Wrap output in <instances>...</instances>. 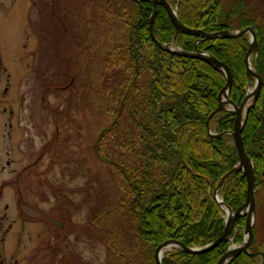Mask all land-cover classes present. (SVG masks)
Listing matches in <instances>:
<instances>
[{"label":"trees","instance_id":"obj_1","mask_svg":"<svg viewBox=\"0 0 264 264\" xmlns=\"http://www.w3.org/2000/svg\"><path fill=\"white\" fill-rule=\"evenodd\" d=\"M61 1L45 2L50 17L39 13V31L59 37L67 32V24L72 21L71 32L82 36L81 30L75 31L80 25L65 20L56 8H65ZM114 1L106 3L110 5ZM116 1L123 4L122 0ZM126 1L130 6H106L105 10L104 16H116L119 33L110 34V25L98 27L101 34H110L113 40L107 39L109 45L103 43L107 49L101 52L103 64L98 69L102 79L98 89L101 110L111 121L100 129L92 147L95 157L109 170L117 199L91 212L87 227L106 247L110 264H157L155 250L166 240L176 239L189 247L204 246L222 234L225 212L214 194L222 177L239 161L233 138L228 134L234 130L235 114L214 113L210 125L217 135L211 136L205 122L218 107L219 93L227 82L225 73L201 59L171 53L158 46L148 30L152 1L144 0L141 4ZM168 1L178 7V18L188 28L211 33L251 26L257 35L259 48L253 67L262 78V86L255 104L248 109L242 137L255 166L256 220L249 251L258 254L240 253L229 264H259L262 258L259 252L264 253L260 250V246L264 248V239L260 237L264 208V15L254 22L244 18L232 26L230 14L243 12L236 10L238 0L226 16L224 0ZM156 8L157 40L162 43L175 40L177 47L186 51H195L197 46L224 61L233 73L229 98L240 105L254 86L245 68L249 34L240 38L206 39L196 34L176 33L166 8L161 4ZM261 9L260 6L252 11ZM241 173L232 174L220 190L224 202L233 211L247 197V179ZM57 216L62 218L61 214ZM64 218V223H60L51 217L52 227L66 230L72 222L70 214ZM245 224L246 217L241 216L238 230L230 235L234 242L243 241ZM58 232L59 246L67 233ZM228 246L229 241L224 240L214 249L196 254L175 248L164 254L161 263L216 264Z\"/></svg>","mask_w":264,"mask_h":264},{"label":"rangeland","instance_id":"obj_2","mask_svg":"<svg viewBox=\"0 0 264 264\" xmlns=\"http://www.w3.org/2000/svg\"><path fill=\"white\" fill-rule=\"evenodd\" d=\"M47 1L51 0H0V36L5 41L2 45L0 37V264H110L106 247L87 227L91 212L117 199L109 170L92 148L100 129L111 121L101 110L98 69L101 52L107 49L103 43L112 42L110 36L119 33L120 26L115 15L104 16L106 6L130 5L126 0L110 5L107 0H62L65 8L55 7L65 20L80 25L75 31L81 30L82 36L71 32L69 21L67 32L57 37L39 31V13L50 17ZM235 1H222L224 16ZM173 8L178 14V7ZM236 10L243 12L230 14L232 26L244 18L254 22L264 15V0H238ZM104 25H110L112 35L98 31ZM163 45L181 49L175 40ZM4 46L8 59L1 53ZM41 67L46 68L44 83L39 80ZM7 72L14 73L9 84ZM29 87L26 103L30 100L31 121L27 122L12 89L23 94ZM207 127L216 136L210 121ZM220 190L217 195L222 196ZM262 213L264 239V208ZM69 214L68 232L52 227L51 217L64 223ZM58 231L67 233L59 246ZM232 243L241 244L231 239Z\"/></svg>","mask_w":264,"mask_h":264},{"label":"water","instance_id":"obj_3","mask_svg":"<svg viewBox=\"0 0 264 264\" xmlns=\"http://www.w3.org/2000/svg\"><path fill=\"white\" fill-rule=\"evenodd\" d=\"M139 1V0H136ZM153 3V13L151 15L150 18V34L151 37L153 38V40L156 42V44L160 47L164 46L162 42H160L159 40H157L155 33L153 31V21L155 20L156 14H157V5L160 2L164 8H166L167 13L169 14L172 22L174 23L177 32H185V33H190V34H196V35H200L203 36L202 38H215V37H223V38H240L243 35L250 33L252 36H250V47L247 51V54L245 56V64H246V70H247V74L249 75V77L254 81V86L252 89H250L244 100L241 102L240 105L236 104L234 102V100H232L231 98H229V92L231 89V86L233 84V73L231 71V68L224 62L219 60L217 57H215L214 55H212L211 53L207 52V50H201L199 48H195V51H186L183 49H175V48H171L168 45H165V50H168L169 52H173L175 54H179V55H184L187 57H192V58H197V59H201L205 62L210 63L211 65H213L215 68L222 70L226 77H227V82L225 84V86L221 89L220 93H219V104L218 107L215 111L212 112V114L209 116V119L207 120V125H209V121L210 118L213 116V114L215 112L218 111H231L234 112L236 117L234 120V130L232 132H229L231 134V136L233 137L235 146L237 148V153H238V158L239 161L238 163H236V165L229 171L227 172L222 179L220 180L219 184L216 187L215 190V194L214 197L217 200L218 204L220 205L218 199H217V191L223 186V184L225 183V181H227V179L234 173H237L239 171H241L246 179H247V197H246V201L238 206V208L233 211L229 206H227V204L224 202V204L229 208V210L232 212L233 216H231V218L228 217V219L225 218V228L222 232V234L219 236V238L215 239L214 241L204 245V246H193V247H188L185 244H183L182 242L176 240V239H169L164 241L163 243H161L155 251V260L157 264H163L162 259H163V255H161V251L162 249L171 244V243H177V246L180 247L181 249H183L185 252L187 253H205L210 251L211 249H214L215 247H217L222 241L224 240H228L229 241V237L230 234L232 232V230L234 228H237L238 226V219L241 216H245L246 217V224H245V228H244V233H245V238L243 240V242L239 245H236L235 248L232 249H227V251L221 256L220 260L217 261L216 264H229L230 260H232L234 257H236L237 255H239L240 253H247L250 254L251 256L257 255L258 252H250L249 251V247L253 242V236H254V231H253V226L256 220V198H255V166L254 163H252V159L249 157V155L247 154L246 150H245V145H244V141H243V137H242V129L245 123V118L246 115L248 113V109L253 106L256 102V98L258 97L260 91H261V86H262V78L260 76V74L255 70V68H253L252 63L250 61V56L253 53V51H257L259 48V44L257 41V35L254 31V29L249 26L246 27L244 29H235V30H223V31H219V32H205L201 29H195V28H188L187 26H185L180 18H178V14H177V8L176 10L173 8V6L171 5V3H169L167 0H150ZM173 44V43H172ZM223 94L226 96L228 102L233 106V108H225L222 106V96ZM252 99V100H251ZM248 100H251L250 104L248 105V107L245 109V116H243V110L245 107V104L247 103ZM209 127V126H208ZM217 135V134H215ZM221 206V205H220ZM243 208H246V212H243ZM262 256V262L260 264H264V253L263 252H259Z\"/></svg>","mask_w":264,"mask_h":264},{"label":"bare ground","instance_id":"obj_4","mask_svg":"<svg viewBox=\"0 0 264 264\" xmlns=\"http://www.w3.org/2000/svg\"><path fill=\"white\" fill-rule=\"evenodd\" d=\"M168 1V0H167ZM169 2V1H168ZM170 3V2H169ZM159 4H161L160 2L158 3V5ZM157 5V6H158ZM162 5V4H161ZM163 6V5H162ZM229 30H235V29H229ZM248 34V33H247ZM250 38V37H249ZM250 40V39H249ZM199 42V41H198ZM258 51V50H257ZM257 51H253V53L251 54V56H250V61H251V63H253V61H252V58H253V55L255 56V59H256V57H257ZM192 52V51H191ZM207 52H209V51H207ZM210 53V52H209ZM252 66H254L253 64H252ZM253 68H255V67H253ZM256 70V69H255ZM250 90V89H249ZM248 90V91H249ZM223 101H222V106L223 107H225V108H233V106L228 102V100H227V98H226V96L223 94V96H222V98H221ZM250 102H251V100H248L247 101V103L245 104V107H244V110H243V116H245V109L248 107V105L250 104ZM218 112H220V111H218ZM229 112H231V111H229ZM216 113V112H215ZM232 113H234V112H232ZM235 114V113H234ZM235 117H236V115H235ZM246 117H247V115H246ZM245 120H246V118H245ZM245 124V123H244ZM216 134V133H215ZM233 138V137H232ZM234 141V140H233ZM255 189H256V187H255ZM217 199H218V201H219V203H220V207H222L223 209H225V212H226V216H225V218L226 219H228V217L229 218H231V216H233V214H232V212L229 210V208L224 204V202H223V197L222 196H220V195H217ZM243 212H246L247 210H246V208H243V210H242ZM238 230V226H237V228H236V231ZM233 231V230H232ZM245 234V233H244ZM231 235V234H230ZM230 239H229V246H228V248L229 249H232V248H235V244H230V240L231 239H233V241H234V238H232V236H230L229 237ZM236 243V242H235ZM238 245V244H237ZM173 248H180V247H178L177 246V243H171V244H169V245H167V246H165L163 249H162V251H161V255H163V257H164V254L167 252V251H171V250H173ZM227 248V249H228ZM156 251V250H155ZM262 257V256H261ZM163 260V259H162ZM261 262H262V260H261ZM260 262V263H261ZM223 264H225V263H223Z\"/></svg>","mask_w":264,"mask_h":264},{"label":"flooded vegetation","instance_id":"obj_5","mask_svg":"<svg viewBox=\"0 0 264 264\" xmlns=\"http://www.w3.org/2000/svg\"><path fill=\"white\" fill-rule=\"evenodd\" d=\"M134 1H136V0H134ZM142 1H144V0H139V1H136V2H138L139 4H141L142 3ZM41 11H42V9H41ZM1 37V36H0ZM2 39H3V37H1ZM3 42H2V45H5L4 43H5V41H4V39L2 40ZM1 53H2V55L4 56V58H6V59H8L9 57V55L7 56L6 54H5V46L2 48V51H1ZM0 58H1V56H0ZM2 60H3V58H2ZM4 61V60H3ZM41 72L39 73V80L42 82V83H44V78L42 77L44 74L43 73H45V72H43L42 70H46V68L45 67H41ZM12 73V72H11ZM14 76V73H12V74H10L9 72H7L6 73V82H7V84H9L10 82H9V80H11L10 78H12ZM3 77V74H2V72L0 71V78H2ZM22 78L24 79V81H26L27 80V77L24 75V76H22ZM12 79H14V78H12ZM26 83V82H25ZM41 86H42V84H41ZM32 87V86H31ZM31 87H29L27 90H26V92H24L23 91V94H17L16 93V91L14 90V89H12V95H16L17 97H18V99H20L19 100V105H20V107L22 108L21 110H22V112L23 111H25V120L28 122H30L31 121V107H30V100H29V103H26V95L27 94H29V97H30V92H31ZM4 109L6 110V107L4 106ZM26 122V123H27Z\"/></svg>","mask_w":264,"mask_h":264}]
</instances>
